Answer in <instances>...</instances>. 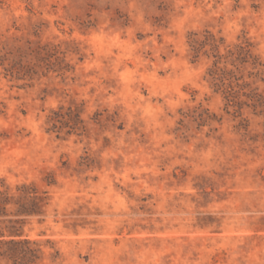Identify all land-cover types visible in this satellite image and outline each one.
<instances>
[{
	"label": "rangeland",
	"instance_id": "obj_1",
	"mask_svg": "<svg viewBox=\"0 0 264 264\" xmlns=\"http://www.w3.org/2000/svg\"><path fill=\"white\" fill-rule=\"evenodd\" d=\"M211 36L261 64L236 98ZM242 92L264 95V0H0V187L48 192L22 230L39 264H264V107Z\"/></svg>",
	"mask_w": 264,
	"mask_h": 264
},
{
	"label": "trees",
	"instance_id": "obj_2",
	"mask_svg": "<svg viewBox=\"0 0 264 264\" xmlns=\"http://www.w3.org/2000/svg\"><path fill=\"white\" fill-rule=\"evenodd\" d=\"M214 52L215 61L212 68L209 69V75L214 84L222 89L227 98H236L245 88L251 87V82L243 81V75L240 70L244 65L250 64L253 68L261 66L257 57L252 54L251 45L248 43L237 44L233 49L226 51L227 55L219 54V48L223 45L221 39L214 36L209 37L208 41ZM206 44L203 41L193 38L191 40L194 58H196ZM234 57L241 66H237L234 60L231 65L235 71L228 69L226 61L224 66L220 68L221 59ZM67 66V65H66ZM237 72V73H235ZM251 75V73L249 74ZM242 81V83H240ZM238 89V90H237ZM246 98L255 99L257 107H264V95L259 93H243ZM71 110V109H69ZM76 116L75 123L71 127L72 131H83L81 120L79 119L80 111L75 108L71 110ZM52 128H57L59 119H50ZM47 185L53 184L52 175H47ZM49 204L48 192L41 190L33 181L17 183L14 186L2 184L0 187V260L7 264H39L41 261V250L36 246L35 242L23 237V227L32 218L42 217L45 214L46 207ZM57 254V252H56Z\"/></svg>",
	"mask_w": 264,
	"mask_h": 264
}]
</instances>
